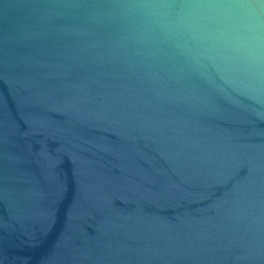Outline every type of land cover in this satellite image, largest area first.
I'll use <instances>...</instances> for the list:
<instances>
[{
  "label": "water",
  "instance_id": "95a60500",
  "mask_svg": "<svg viewBox=\"0 0 264 264\" xmlns=\"http://www.w3.org/2000/svg\"><path fill=\"white\" fill-rule=\"evenodd\" d=\"M264 0H0V264H264Z\"/></svg>",
  "mask_w": 264,
  "mask_h": 264
},
{
  "label": "clouds",
  "instance_id": "9594fccd",
  "mask_svg": "<svg viewBox=\"0 0 264 264\" xmlns=\"http://www.w3.org/2000/svg\"><path fill=\"white\" fill-rule=\"evenodd\" d=\"M264 39V37H260V36H257L256 37V41L257 43L255 45L251 44V43H248V44H244V43H241L239 45V48L240 49H243L247 56L250 58V59H256L257 56H258V52H257V49L259 47V44H260V41Z\"/></svg>",
  "mask_w": 264,
  "mask_h": 264
}]
</instances>
